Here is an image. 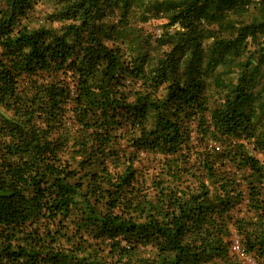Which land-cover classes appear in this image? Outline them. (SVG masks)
<instances>
[{
  "label": "trees",
  "instance_id": "trees-1",
  "mask_svg": "<svg viewBox=\"0 0 264 264\" xmlns=\"http://www.w3.org/2000/svg\"><path fill=\"white\" fill-rule=\"evenodd\" d=\"M32 2L0 0V264H264V0L144 1L155 62L131 0Z\"/></svg>",
  "mask_w": 264,
  "mask_h": 264
},
{
  "label": "rangeland",
  "instance_id": "rangeland-1",
  "mask_svg": "<svg viewBox=\"0 0 264 264\" xmlns=\"http://www.w3.org/2000/svg\"><path fill=\"white\" fill-rule=\"evenodd\" d=\"M144 1L146 0H131L130 14L125 27L128 31V37L131 41H133V43H137V41L140 42L144 39L143 45L145 46V50L149 56L152 57L151 61L155 62L156 58L161 55L163 49L156 45L155 39L162 32V23L164 20L162 18H150L149 20L142 22L140 20L139 12L142 9V3ZM57 6L58 0H33L25 22L29 25L40 23L45 19L48 13H50ZM118 18L119 8L116 7L114 14L108 19V21L115 22ZM206 82L208 85L206 88L208 105L213 107L218 104L220 95L218 91L213 88L211 78H208ZM234 238H237V236L233 234V236H231V241H233Z\"/></svg>",
  "mask_w": 264,
  "mask_h": 264
},
{
  "label": "built area",
  "instance_id": "built-area-1",
  "mask_svg": "<svg viewBox=\"0 0 264 264\" xmlns=\"http://www.w3.org/2000/svg\"><path fill=\"white\" fill-rule=\"evenodd\" d=\"M231 249L232 251L238 255V257L242 258L245 262L247 263H254V260L252 259V257L250 255H247L242 247L240 246L238 239L234 238L232 243H231Z\"/></svg>",
  "mask_w": 264,
  "mask_h": 264
}]
</instances>
